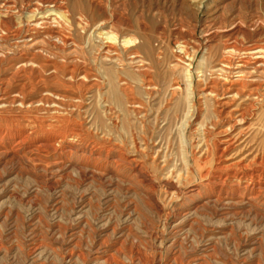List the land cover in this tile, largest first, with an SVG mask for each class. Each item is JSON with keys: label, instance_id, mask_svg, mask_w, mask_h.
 I'll use <instances>...</instances> for the list:
<instances>
[{"label": "rangeland", "instance_id": "1", "mask_svg": "<svg viewBox=\"0 0 264 264\" xmlns=\"http://www.w3.org/2000/svg\"><path fill=\"white\" fill-rule=\"evenodd\" d=\"M236 23L264 44V0H0V264H264V52L221 69Z\"/></svg>", "mask_w": 264, "mask_h": 264}, {"label": "bare ground", "instance_id": "2", "mask_svg": "<svg viewBox=\"0 0 264 264\" xmlns=\"http://www.w3.org/2000/svg\"><path fill=\"white\" fill-rule=\"evenodd\" d=\"M6 3V2H5ZM47 4H49V3H47ZM4 8V7H3ZM215 9H214V12H215V14L217 13V11H220V10H222V9H220V10H217V7H214ZM222 8V7H221ZM3 10V9H2ZM7 12V11H6ZM209 12V11H208ZM206 15V14H205ZM216 18H218V17H222V14L221 13H219L218 15L216 14V16H215ZM214 18V17H213ZM231 20V19H230ZM238 20V19H237ZM218 22V21H217ZM233 22V21H232ZM232 22H230V23H232ZM236 22V21H235ZM239 23H241V22H239ZM221 22H219V25L217 26V27H221ZM222 27H225V25H223ZM244 27V26H243ZM16 30V29H15ZM224 31H226L225 32V37H226V40H224V42H222V44L217 48V49H219V50H221V52L225 55V57L223 58V59H221L220 60V62H219V64H220V66H221V69H223L224 67H230L231 65H232V60H231V58H230V56L231 55H233V54H236V53H240V52H243V53H245V54H257V53H263L264 52V44H261L258 40H252V41H250V42H248V43H246V44H244L242 41H241V39H239V35L241 36V37H244L245 36V34L244 33H242L241 31H240V26H239V24L238 23H236V24H234V26L233 27H231V28H229V30H224ZM210 32L208 31V34H209ZM207 34V33H206ZM205 34V35H206ZM214 35H215V33H214ZM210 36V35H209ZM213 36V35H212ZM28 37V36H27ZM56 37H57V35H56ZM216 37V36H215ZM254 37V36H253ZM32 38V37H31ZM20 39V38H19ZM28 39V38H27ZM259 39V38H258ZM19 41V40H18ZM17 41V42H18ZM27 41V40H26ZM208 41V40H207ZM19 43V42H18ZM17 43V44H18ZM22 43V42H21ZM28 43V42H27ZM106 44V43H105ZM207 44V43H206ZM18 46V45H17ZM210 46V45H209ZM35 47V46H34ZM207 47V46H206ZM23 48V47H22ZM25 48H26V46H25ZM24 48V49H25ZM103 49V48H102ZM109 49H111V48H109ZM180 49L182 50V54H184V52L186 51V47L183 45V46H181L180 47ZM20 50V49H19ZM106 50H108V49H105V52H106ZM112 51H114L113 49H111ZM24 51H26V50H24ZM23 51V52H24ZM115 52V51H114ZM21 53V52H20ZM32 53V52H31ZM134 53V52H133ZM132 54V53H131ZM138 54V53H137ZM178 54V53H177ZM32 55H33V53H32ZM134 55H135V53H134ZM186 55V54H185ZM258 55V54H257ZM261 55H264V54H261ZM19 56V55H18ZM254 56V55H253ZM259 56V55H258ZM20 57V56H19ZM22 57H23V55H22ZM25 57V56H24ZM133 57V56H132ZM136 57V56H135ZM177 57V56H176ZM14 58V57H13ZM30 58V57H29ZM33 58H34V55H33ZM138 58V57H137ZM141 58V57H140ZM25 59V58H24ZM26 59H28L27 57H26ZM186 59V58H185ZM188 59H191V57L189 56L188 57ZM262 59V58H261ZM178 60H180V57H178ZM29 61H31L30 59H29ZM45 61V60H44ZM186 61V60H185ZM10 62V61H9ZM14 62V61H13ZM35 62H36V60H35ZM54 62V61H53ZM140 62V61H139ZM187 62V61H186ZM11 63V62H10ZM34 63V62H33ZM52 63V62H51ZM57 63V62H56ZM141 63V62H140ZM245 63V62H244ZM262 64V63H261ZM14 65V64H13ZM16 65V64H15ZM38 65V64H37ZM48 65V64H47ZM53 65V64H52ZM235 65V64H234ZM256 65V64H255ZM259 65V64H258ZM43 66H46V65H43ZM60 66V65H59ZM58 66V67H59ZM223 66V67H222ZM260 66V65H259ZM50 67H51V65H50ZM185 67V66H184ZM187 67L189 68L190 67V63H187ZM247 67H249V66H247ZM11 68V67H10ZM40 68V67H39ZM42 68V67H41ZM51 68H53V66L51 67ZM61 68V67H60ZM78 68V67H77ZM252 68V67H251ZM263 68V67H262ZM54 69V68H53ZM65 69V68H64ZM74 70H76L75 68H73ZM231 69V68H230ZM85 70V69H84ZM236 70V69H235ZM54 71H56V69L54 70ZM79 71V70H78ZM81 71V70H80ZM185 72H187V71H185ZM188 72H189V70H188ZM239 72H240V70H239ZM77 73V72H76ZM83 73V72H82ZM249 73H250V71H249ZM235 74V73H234ZM239 74V73H238ZM242 74V73H241ZM27 75V74H26ZM239 78V77H238ZM254 78V77H253ZM34 80H35V78H34ZM21 81H22V79H21ZM145 82V81H144ZM190 83V82H189ZM188 84V83H187ZM208 84H210V83H208ZM230 84V83H229ZM47 86H49L48 84H46ZM228 85V84H227ZM189 86V85H188ZM207 86V85H206ZM231 86L232 85H230L229 86V88H227L228 89V91L229 92H232V91H235V94H240V92H241V89H230L231 88ZM245 86V85H244ZM44 87H46V86H44ZM190 87H191V85H190ZM241 87H243V85L241 86ZM251 87V86H250ZM187 88V87H186ZM19 89V88H18ZM192 89V88H191ZM226 89V88H225ZM43 90H44V88H43ZM43 90H40V91H43ZM188 90V89H187ZM205 90H208V92H210V93H213L214 92V90H213V87L211 86V87H208L207 89H205ZM223 90H224V88H223ZM248 90H250V89H248ZM248 90H246L247 92H248ZM256 90V89H255ZM50 91H53L54 92V90H50ZM225 91V90H224ZM245 91V92H246ZM11 92V91H10ZM36 92V91H35ZM48 92V91H47ZM202 92V91H201ZM226 92V91H225ZM188 93H189V91H188ZM207 93V92H206ZM258 93V92H257ZM190 94V93H189ZM227 94V93H226ZM243 94V93H242ZM256 94V93H255ZM3 95H5V94H3ZM2 95V96H3ZM40 94H38V96H39ZM222 96H224L223 94H222ZM239 96V95H238ZM247 96V95H246ZM6 97H7V95H6ZM31 97H33V96H31ZM35 97H36V95H35ZM7 98H9V97H7ZM54 98V97H53ZM219 98V97H218ZM18 99V98H17ZM54 100H56L55 98H54ZM53 100V101H54ZM189 100V99H188ZM219 100V99H218ZM224 100V99H223ZM231 100V99H230ZM57 101V100H56ZM222 101V100H221ZM217 101V104H218V106H219V108L216 110V115H232L233 116V114L235 113L234 112V110H225V107H227V102L226 101ZM235 101V100H234ZM1 102V101H0ZM4 102H5V100H4ZM15 103V102H14ZM35 103V102H34ZM233 103V102H232ZM25 104V103H24ZM46 104V103H45ZM55 104V103H54ZM231 104V103H230ZM233 105V104H232ZM227 109V108H226ZM238 111V110H237ZM238 115H243L242 113L241 114H238ZM245 115V114H244ZM54 118V117H53ZM224 119V118H223ZM243 119V117L242 116H240L238 119H237V122L238 121H241ZM59 120V119H58ZM57 120V121H58ZM225 120V119H224ZM36 121V120H35ZM66 122H67V120H65ZM40 122V121H39ZM50 122V121H49ZM48 122V123H49ZM59 122H61V121H59ZM214 122V121H213ZM35 123V122H34ZM47 123V124H48ZM57 123V122H56ZM63 123V122H62ZM222 124H223V122H221ZM44 124V123H43ZM67 124V123H66ZM65 124V125H66ZM31 125V124H30ZM53 125V123L51 124V126ZM55 125V124H54ZM236 125V119L234 120V122L233 123H230V124H227V126L225 127V129H224V131L223 132H225L226 130H232L233 128H234V126ZM47 126V125H46ZM45 126V127H46ZM50 126V125H49ZM61 126H64V125H61ZM71 126V125H70ZM213 126H217V123L216 124H213ZM16 127V126H15ZM23 127V126H22ZM25 127V126H24ZM58 127V126H57ZM195 127V126H194ZM17 128V127H16ZM26 128H27V126H26ZM36 128V127H35ZM52 128V127H51ZM55 128V127H54ZM53 128V129H54ZM71 128H72V126H71ZM78 128V127H77ZM218 128V127H217ZM221 128V127H220ZM63 129H65V128H63ZM62 129V130H63ZM32 130H33V128H32ZM51 130V129H50ZM57 130H58V128H57ZM77 130H79V129H77ZM216 130V129H215ZM41 131V130H40ZM45 131V130H44ZM47 131V130H46ZM52 131V130H51ZM50 131V132H51ZM55 130H53V132H54ZM61 131V130H60ZM81 131V130H80ZM33 132V131H32ZM35 132V131H34ZM72 132V131H71ZM16 133H17V131H16ZM23 133V132H22ZM25 133V132H24ZM39 133H42V132H39ZM57 133V132H56ZM73 133V132H72ZM82 133V132H81ZM80 133V134H81ZM84 133V132H83ZM71 134V133H70ZM69 134V135H70ZM77 134V133H76ZM57 135H60V134H58L57 133ZM62 135V134H61ZM72 135V134H71ZM70 135V136H71ZM78 135V134H77ZM54 136V135H53ZM74 136V135H73ZM76 136V135H75ZM29 137V136H28ZM27 137V138H28ZM45 137V136H44ZM56 137V136H55ZM59 137V136H58ZM80 137V136H79ZM83 137V136H82ZM21 138V137H20ZM33 138V137H32ZM31 138V139H32ZM64 138V137H63ZM68 138V137H67ZM81 138V137H80ZM18 139V138H17ZM22 139V138H21ZM26 139V138H25ZM76 139V138H75ZM1 140V139H0ZM52 140V139H51ZM55 140V139H54ZM53 140V141H54ZM62 140H64V139H62ZM80 140V139H79ZM16 141V140H15ZM29 141V140H28ZM59 141V140H58ZM83 141V140H82ZM94 141V140H93ZM21 142V141H20ZM233 142H235L234 141V139L229 135V134H227L226 136H224L222 139L220 138V140L218 141V144H219V156L221 157L222 155H224L225 154V152H227V150L229 149V148H231V146L232 145H234L233 144ZM34 143V142H33ZM55 143H56V141H55ZM61 143H62V141H61ZM69 143H71V141H70V139H69ZM21 144V143H20ZM36 144V143H35ZM57 144V143H56ZM68 144V143H67ZM97 144V143H96ZM11 145H13V144H11ZM54 145V144H53ZM99 145V144H98ZM19 146V145H18ZM36 146V145H35ZM71 146V145H70ZM76 146V145H75ZM75 146H73V147H75ZM100 146V145H99ZM135 146V145H134ZM15 147V146H14ZM23 147V146H22ZM31 147V146H30ZM58 147V146H57ZM94 147V146H93ZM98 147V146H97ZM6 147L3 145V143H0V150H2V149H5ZM27 148V147H26ZM25 148V149H26ZM55 148V147H54ZM12 149V148H11ZM74 149V148H73ZM95 149V148H94ZM136 149V148H135ZM140 149V148H139ZM216 149V148H215ZM42 150V149H41ZM45 150V149H44ZM59 150V149H58ZM104 150V149H103ZM194 150V149H193ZM217 150V149H216ZM69 151H70V149H69ZM71 151H72V149H71ZM70 151V152H71ZM90 151V150H89ZM101 151V150H100ZM105 151V150H104ZM120 151V150H119ZM23 152H25V151H23ZM51 152H53V151H51ZM75 152V151H74ZM121 152V151H120ZM22 153V152H21ZM29 153V152H28ZM36 153H37V151H36ZM47 153H49L48 152V150H47ZM85 153V152H84ZM92 153V152H91ZM104 153V152H103ZM107 153H109V152H107ZM110 153H111V151H110ZM123 153V152H122ZM217 153V152H216ZM22 154H24V153H22ZM51 154V153H50ZM63 154V153H62ZM83 153H81V155H82ZM99 154V153H98ZM37 155H39V154H37ZM74 155V154H73ZM94 155V154H93ZM119 155V154H118ZM121 155V154H120ZM119 155V157H121ZM146 155V154H145ZM3 156H5V159L6 160H8V161H11V160H13V159H17V158H20V157H22L21 156V154L19 153V150H10V151H8V152H6L5 153V155H3ZM36 156V155H35ZM41 156V155H40ZM45 156V155H44ZM47 156V155H46ZM79 156V155H78ZM86 156V155H85ZM92 156V155H91ZM43 157V156H42ZM71 157V156H70ZM97 157V156H96ZM133 157V156H132ZM38 158V157H37ZM66 158V157H65ZM73 158V157H72ZM89 158V157H88ZM98 158V157H97ZM131 158V157H130ZM3 159H4V157H3ZM78 159V158H77ZM124 159H125V156H124ZM22 161H24L23 159H21ZM28 160V159H27ZM54 160H56V159H54ZM26 161V160H25ZM87 161V160H86ZM96 161V160H95ZM130 160H128L127 162H129ZM62 162V161H61ZM80 162V161H79ZM78 162V163H79ZM97 162V161H96ZM113 162V161H112ZM3 163V162H2ZM24 163V162H23ZM32 163V162H31ZM60 163V162H59ZM65 163V162H64ZM63 163V164H64ZM70 163V162H69ZM103 163V162H102ZM110 163V162H109ZM119 163V162H118ZM37 164V163H36ZM58 164V163H57ZM62 164V165H63ZM86 164V163H85ZM114 164V163H113ZM122 164V163H121ZM230 164V163H229ZM34 164H32V166H33ZM51 165V164H50ZM61 165V164H60ZM93 165V164H92ZM116 165V164H115ZM220 165V164H219ZM239 165V164H238ZM37 166V165H36ZM80 166V165H79ZM100 166V165H99ZM105 166V165H104ZM113 166V165H112ZM111 166V167H112ZM125 166V165H124ZM231 166H233V163H232V165ZM241 166V165H240ZM50 167L52 168V165L51 166H49V169H50ZM98 167V166H97ZM139 167V166H138ZM217 167V166H216ZM215 167V168H216ZM219 167V166H218ZM236 167V166H235ZM125 168V167H124ZM140 168V167H139ZM220 168H225L226 169V167L225 166H221ZM228 168V167H227ZM242 168V167H241ZM59 169V168H58ZM136 169V168H135ZM141 169V168H140ZM217 169V168H216ZM46 170V169H45ZM48 170V169H47ZM120 170V169H119ZM237 170V169H236ZM141 171V170H140ZM218 171H220V169L218 170ZM239 171V170H238ZM261 171V170H260ZM80 172V175L81 176H83V177H85L86 175H87V173L85 172V171H83V170H80L79 171ZM223 172V171H222ZM244 172V171H243ZM108 173V172H107ZM111 173V172H110ZM232 173V172H231ZM91 174V173H90ZM92 174H93V172H92ZM95 174V173H94ZM136 174V173H135ZM138 174V173H137ZM136 174V175H137ZM140 174V173H139ZM138 174V175H139ZM145 174V173H144ZM213 174V173H212ZM252 174H254L253 172H252ZM262 174V173H261ZM104 175V174H103ZM206 174H204V176H205ZM213 175H215V174H213ZM231 175V174H230ZM233 175V174H232ZM246 175V174H245ZM251 175V174H250ZM94 176V175H93ZM142 176V175H141ZM148 176V175H147ZM147 176H142V181H144L145 183H148L150 186H152V183H151V179H149ZM261 176V175H260ZM263 176V175H262ZM140 177V176H139ZM235 177V176H234ZM247 177V176H246ZM101 178V177H100ZM248 178H250V177H248ZM261 178V177H260ZM85 179V178H84ZM97 179V178H96ZM99 179V178H98ZM105 179V178H104ZM138 179V178H137ZM221 179V178H220ZM227 179V178H226ZM240 179V178H239ZM252 179V178H251ZM21 180V179H20ZM225 180V179H224ZM261 180V179H260ZM98 181V180H97ZM139 181V180H138ZM166 181H168V180H166ZM165 181V182H166ZM216 181V180H215ZM239 181V180H238ZM248 181L250 182V180L248 179ZM247 181V182H248ZM141 181H139V183H140ZM163 182V181H162ZM170 183V182H169ZM229 183V182H228ZM256 183V182H255ZM259 183V182H258ZM141 184V183H140ZM227 184V183H226ZM225 184V185H226ZM239 184V183H238ZM162 185V184H161ZM165 185V184H164ZM229 185V184H228ZM262 185L264 186V180H263V183H262ZM261 185V186H262ZM146 186V185H145ZM169 186H170V184H169ZM252 186V185H251ZM73 187V186H72ZM155 187V186H154ZM159 187H161V186H159ZM164 187V186H163ZM208 187V186H207ZM216 187V186H215ZM231 187V186H230ZM148 188V187H147ZM146 188V189H147ZM172 188H174L173 187V185H172ZM184 188V187H183ZM217 188H218V186H217ZM155 189V188H154ZM178 189H179V187H178ZM222 186H220L219 187V190L220 191H222ZM170 190V189H169ZM169 190H167V191H169ZM174 190V189H173ZM172 190V191H173ZM187 190V189H186ZM194 190V187L192 186L191 188H189V191H193ZM219 190H217L216 192H218ZM258 190V189H257ZM147 191V190H146ZM166 191V190H165ZM175 191H176V189H175ZM180 191V190H179ZM183 191V190H182ZM225 191V190H224ZM234 191H238V188L237 189H234ZM253 191V190H252ZM148 192V191H147ZM187 192V191H186ZM197 192V191H196ZM156 193V192H155ZM185 193V192H184ZM200 193V192H199ZM258 193V192H257ZM157 194V193H156ZM186 194V193H185ZM181 195V194H180ZM239 195V194H238ZM249 195H251V194H249ZM256 195V194H255ZM150 196V195H149ZM154 196V195H153ZM189 196V195H188ZM191 196V195H190ZM197 196V195H196ZM233 196H234V194H233ZM254 196V195H253ZM157 197V196H156ZM155 197V198H156ZM172 197V196H171ZM218 197V196H217ZM221 197H222V195H221ZM249 196H247V198H248ZM255 197H257V196H255ZM251 198V197H250ZM157 199V198H156ZM155 199V200H156ZM201 199H203V198H201ZM221 199V198H220ZM227 198H225V200H226ZM239 199V198H238ZM246 199V198H245ZM252 199V198H251ZM253 199H254V197H253ZM152 201H153V199H151ZM210 200V199H209ZM229 200H231V199H229ZM224 201V200H223ZM253 202H255L254 200H252ZM155 202V201H154ZM159 203H161V202H159ZM249 203V202H248ZM255 203H257V202H255ZM255 203H254V205H255ZM190 204V203H189ZM197 204V203H196ZM195 204V205H196ZM239 204V203H238ZM247 204V203H246ZM264 204V203H263ZM156 205V204H155ZM194 204H193V207L195 206ZM240 205V204H239ZM238 205V206H239ZM242 205V204H241ZM159 206H161V205H159ZM158 206V207H159ZM233 207V206H232ZM240 207V206H239ZM157 208V207H156ZM163 208V207H162ZM188 208V207H187ZM191 208V207H190ZM225 208V207H224ZM238 208V207H237ZM184 209V208H183ZM159 210V209H158ZM183 211V210H182ZM189 211V210H188ZM159 212H161V211H159ZM179 212V211H178ZM186 213V212H185ZM184 216V215H183ZM184 218V217H183ZM185 220V219H184ZM187 220V219H186ZM181 221V220H180ZM179 220H178V222H180ZM177 222V223H178ZM187 223V222H186ZM175 226V225H174ZM186 226V225H185ZM182 227V226H181ZM175 229V228H174ZM211 236V235H210ZM210 239V238H209ZM38 249V248H37ZM76 250V249H75ZM28 252V251H27ZM35 252V251H34ZM102 252V251H101ZM72 253V252H71ZM71 253L69 254V257L71 256L72 257V255H71ZM73 254V253H72ZM105 254V253H104ZM60 255V254H59ZM97 255V254H96ZM95 255V256H96ZM101 255V254H100ZM113 255V254H112ZM75 256V255H74ZM61 257V256H60ZM62 257H64V256H62ZM67 257V256H66ZM114 257V256H113ZM115 257H117V256H115ZM99 258V257H98ZM197 258H199V257H197ZM201 258V257H200ZM61 259V258H60ZM75 259H76V257H75ZM78 259V258H77ZM107 260H108V257H107ZM118 260V259H117ZM150 260V259H149ZM95 261H97V260H95ZM112 261V260H111ZM114 261V260H113ZM191 261V260H190ZM107 262V261H106ZM92 263H93V260H92ZM110 263H112V262H110ZM109 263V264H110ZM115 263V262H114ZM154 263V262H153ZM157 263V262H156ZM158 263H159V261H158ZM162 263V262H161Z\"/></svg>", "mask_w": 264, "mask_h": 264}]
</instances>
